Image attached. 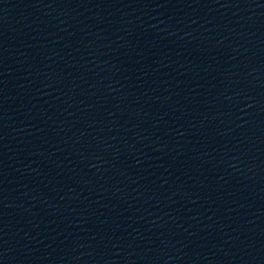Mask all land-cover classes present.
Returning a JSON list of instances; mask_svg holds the SVG:
<instances>
[{
	"label": "water",
	"instance_id": "1",
	"mask_svg": "<svg viewBox=\"0 0 264 264\" xmlns=\"http://www.w3.org/2000/svg\"><path fill=\"white\" fill-rule=\"evenodd\" d=\"M0 264H264V0H0Z\"/></svg>",
	"mask_w": 264,
	"mask_h": 264
}]
</instances>
